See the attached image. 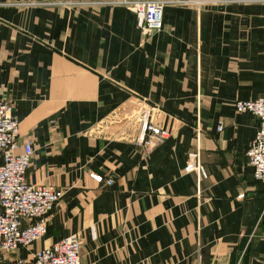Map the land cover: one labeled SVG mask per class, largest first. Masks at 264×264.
Instances as JSON below:
<instances>
[{"label": "crops", "instance_id": "crops-1", "mask_svg": "<svg viewBox=\"0 0 264 264\" xmlns=\"http://www.w3.org/2000/svg\"><path fill=\"white\" fill-rule=\"evenodd\" d=\"M22 1H0V100L33 144L27 180L64 195L13 256L77 234L82 264H264L260 121L234 106L264 94V0H162L151 36L119 0ZM144 117L169 131L150 151Z\"/></svg>", "mask_w": 264, "mask_h": 264}, {"label": "built area", "instance_id": "built-area-1", "mask_svg": "<svg viewBox=\"0 0 264 264\" xmlns=\"http://www.w3.org/2000/svg\"><path fill=\"white\" fill-rule=\"evenodd\" d=\"M139 18V26L151 36L163 28L162 0H121ZM239 112H250L260 121L246 155L254 169L255 178L264 183V94L258 99L234 101ZM10 100H0V264H82L81 242L71 234L49 246L32 251L30 257L13 255L20 248L30 249L47 233L51 212L64 191L50 184H35L27 180L34 147L30 140L20 143V122L13 115ZM137 144L145 151L162 145L169 136L166 128L140 120ZM222 128V125L219 126ZM189 164L186 169H191ZM99 184L111 186L113 175L104 178L91 174ZM243 196V194L241 195Z\"/></svg>", "mask_w": 264, "mask_h": 264}, {"label": "rangeland", "instance_id": "rangeland-1", "mask_svg": "<svg viewBox=\"0 0 264 264\" xmlns=\"http://www.w3.org/2000/svg\"><path fill=\"white\" fill-rule=\"evenodd\" d=\"M2 1V0H0ZM1 3L0 2V7H1ZM119 3H121L122 5L126 6L127 8H129L127 5L123 4L121 2V0H119ZM10 5H23V7L25 8V10L32 8V7H43V9L46 10H52V9H65L68 6L73 5H77L74 0H36V1H22V2H17V3H9ZM81 4V2H80ZM39 8V7H37ZM131 10V8H129Z\"/></svg>", "mask_w": 264, "mask_h": 264}]
</instances>
